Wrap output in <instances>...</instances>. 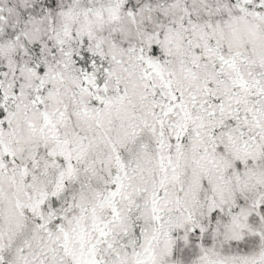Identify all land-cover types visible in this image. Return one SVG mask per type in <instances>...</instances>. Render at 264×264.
<instances>
[{"label":"trees","instance_id":"1","mask_svg":"<svg viewBox=\"0 0 264 264\" xmlns=\"http://www.w3.org/2000/svg\"><path fill=\"white\" fill-rule=\"evenodd\" d=\"M0 127V264H79L65 209L113 189L116 154L124 214L98 264H264V0H0Z\"/></svg>","mask_w":264,"mask_h":264},{"label":"rangeland","instance_id":"2","mask_svg":"<svg viewBox=\"0 0 264 264\" xmlns=\"http://www.w3.org/2000/svg\"><path fill=\"white\" fill-rule=\"evenodd\" d=\"M140 52V50H139ZM143 55V56H142ZM139 63L141 67V74L143 77L153 79L152 82H156L157 77L162 78L161 65L158 61L145 56L144 54H139ZM233 61L228 62V64L233 65ZM92 83V81H90ZM238 84H245L240 78L236 81ZM165 89H167L168 98L170 101L166 104L163 117L173 115H178L180 119L183 118V104L182 101H179L178 96L171 90L172 86L169 82L164 83ZM248 90H251L252 86H247ZM98 87L94 86L92 90L93 97L97 100H106L98 93ZM47 113H43L44 120L47 118ZM39 114L38 111L32 113V118L38 120ZM185 122V119L183 120ZM184 122H174L175 128L173 131L181 130L177 133H182V130L185 129ZM186 123V122H185ZM44 128L42 131L47 130ZM0 127V165L3 168L8 169V163L5 160V156L11 154V148L9 146V140L6 139V132ZM175 132V134H176ZM177 137V136H176ZM123 157L121 155H115V166L116 173L112 180L113 189H109L102 198L98 200L97 203L87 207L83 211H79L72 206H69L65 209L64 212V225L63 230L66 233L63 241V246L65 248V253H70V245L72 244V249L75 257L79 261V264H98L97 263V252L103 248L104 243L107 241L108 234H114L113 229L119 231L121 228L120 222L117 221V211L119 214L123 215V206H119L120 197L123 192V187L128 179V171L125 163H123ZM4 163V164H3ZM45 166H41L37 169V172L42 171ZM24 168H17L14 175L12 176L13 190L16 191V185H14L15 180L18 182L21 181L23 174L26 172ZM174 173L169 172L165 174V177L161 178V175H158L157 184L162 181L172 179ZM6 178V177H5ZM162 180V181H161ZM135 185V183H134ZM263 197V196H262ZM261 197V198H262ZM16 205L20 209H26V204H21L19 201L16 202ZM120 207H122L120 209ZM262 214L264 215V207L260 208ZM73 238V239H72ZM149 237H143L138 246V253L145 252L144 259L150 257L152 259L154 247L152 244L147 243L146 241ZM111 251V250H110ZM142 253V254H143ZM151 255V256H150ZM139 256V255H138ZM135 257V261L139 260L140 257ZM144 262V260H142Z\"/></svg>","mask_w":264,"mask_h":264}]
</instances>
